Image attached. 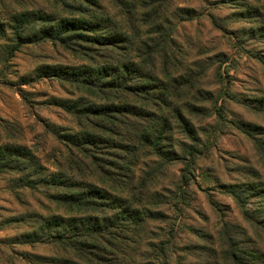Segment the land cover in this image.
<instances>
[{
  "label": "rangeland",
  "instance_id": "obj_1",
  "mask_svg": "<svg viewBox=\"0 0 264 264\" xmlns=\"http://www.w3.org/2000/svg\"><path fill=\"white\" fill-rule=\"evenodd\" d=\"M96 1L134 42L120 61L146 45L158 46L154 75L194 134L174 126L170 159L147 153L132 160L134 181L124 191V151L114 158L119 142H101L92 159L67 141L89 124L73 114L75 105L110 103L58 75L103 64L105 47L77 39L67 45L19 42L17 26L39 34L29 13L61 17L72 9L52 0H0V151L25 145L44 177L60 164L73 182L114 190L144 219L136 232L116 229L122 257L115 258L113 235H104L96 240L104 249L93 247L76 261L35 227L36 214L71 215L51 197L44 177L28 181L0 164V264H65L64 258L80 264H264V0H156L162 2L157 29L151 0H132L135 13L129 16L121 12L124 5ZM89 119L110 141L107 118ZM248 252L258 259L238 262Z\"/></svg>",
  "mask_w": 264,
  "mask_h": 264
},
{
  "label": "trees",
  "instance_id": "obj_2",
  "mask_svg": "<svg viewBox=\"0 0 264 264\" xmlns=\"http://www.w3.org/2000/svg\"><path fill=\"white\" fill-rule=\"evenodd\" d=\"M112 1H115L119 7L124 5L121 12L128 16L130 13H135L132 11L134 1ZM52 2L61 8L72 9L74 14L67 10H62L66 14L61 17L47 14L45 11L39 12L42 15L34 12L29 13L27 20H35L34 25L39 24L38 36L36 32L22 33L21 27L17 26L15 38L19 42L23 41L22 43L49 40L52 43L64 45L77 39L84 43L105 47L107 54L103 62L99 61L103 64L95 66L96 68L81 65L78 70L70 69L58 72L63 80L71 81L77 87H81L93 96H98L106 103H110L106 106L93 108L75 105L73 114L78 118L84 117L89 124L76 138L67 139V141L70 142L69 145L79 149L87 158L91 157L92 159L96 157L94 151L101 142L111 143L113 146L119 142L118 153L115 152L117 156L114 158L121 157L122 151H124L121 167L123 174L120 184L125 191L129 182L134 181L131 176L132 160L136 161L138 156L147 153L170 159L173 136L178 133L175 132L178 129L176 127L182 128L189 135L194 134L191 123L181 111V106H173L172 102L168 101L167 89L163 87L164 84L159 83L161 81L154 75L155 55L160 53L157 45L155 47L146 45L143 50L138 48L140 52L136 50L135 56L120 61L118 56L124 55L131 49L134 42L128 34L118 28L114 19L104 11L96 0H52ZM161 5L162 2H156V0H151L149 4V11L154 13L152 20L155 22L156 29L161 24ZM18 22L26 24L25 19L22 18ZM29 28H32L31 25ZM132 33L135 37L138 35L136 30ZM113 54L117 56L113 58ZM162 57L167 60V53H162ZM164 65L165 67L172 66L170 64L167 66V61ZM129 97L138 98V100L134 102L129 100ZM67 111L70 112L68 108ZM90 115L107 118L110 128L105 132L108 135L111 133L110 141L102 138L105 136L99 135L96 125L89 119ZM78 125L82 126L80 123ZM4 148H7L6 152L0 151L2 166L16 170V173L21 176L26 175L28 181L34 179L40 181L44 167L27 146L14 144ZM72 166L70 165V167ZM61 167L59 164L58 170L50 174V177L43 176V182L54 193L51 196L54 201L67 209L71 215L55 214L45 217L34 215L33 221H36L35 227L39 229V237H42L44 241L50 240L61 246L62 254L70 253L77 259L76 261H80L81 256L90 255L91 248L104 249L102 241L99 242V246L96 244L99 237L113 235L112 238L115 239L113 242H116L112 247L115 248L113 251L116 254L115 258L122 257L124 253L116 248L118 241L116 239L119 238H115L119 234L116 229H122L121 232L125 230L128 233L129 231H138L141 228V221L144 220L140 216V210L130 208L129 205L123 203V197L114 195V190L110 191L107 188L91 185L90 182L80 185L79 179L78 182H73V177L70 174H64ZM75 168L77 172L80 171L77 167ZM103 178L106 177L103 176ZM113 182H116L115 178ZM110 210L111 213H108ZM110 241L112 240L110 239ZM110 255L114 254L110 253ZM248 257L252 260L258 259L254 254L248 252L245 256L238 257V262L242 263L243 258ZM74 258L71 260L64 258L63 262L65 264L76 263ZM76 264H80V262ZM119 264H123L122 261Z\"/></svg>",
  "mask_w": 264,
  "mask_h": 264
}]
</instances>
